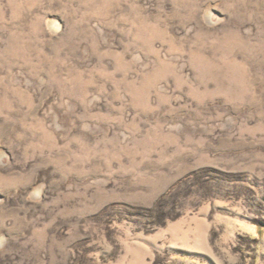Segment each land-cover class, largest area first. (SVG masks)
Listing matches in <instances>:
<instances>
[{
  "label": "rangeland",
  "instance_id": "374dc122",
  "mask_svg": "<svg viewBox=\"0 0 264 264\" xmlns=\"http://www.w3.org/2000/svg\"><path fill=\"white\" fill-rule=\"evenodd\" d=\"M0 264H264V0H0Z\"/></svg>",
  "mask_w": 264,
  "mask_h": 264
}]
</instances>
